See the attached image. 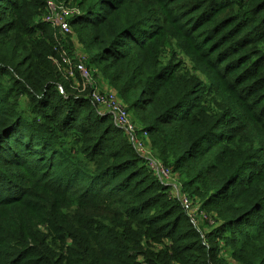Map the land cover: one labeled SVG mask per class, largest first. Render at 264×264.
<instances>
[{
	"label": "trees",
	"instance_id": "trees-1",
	"mask_svg": "<svg viewBox=\"0 0 264 264\" xmlns=\"http://www.w3.org/2000/svg\"><path fill=\"white\" fill-rule=\"evenodd\" d=\"M125 1L77 0L72 32L215 225H192L129 135L67 93L45 0H0L18 48L0 56V264H264V0Z\"/></svg>",
	"mask_w": 264,
	"mask_h": 264
},
{
	"label": "rangeland",
	"instance_id": "rangeland-1",
	"mask_svg": "<svg viewBox=\"0 0 264 264\" xmlns=\"http://www.w3.org/2000/svg\"><path fill=\"white\" fill-rule=\"evenodd\" d=\"M47 1H52L56 5H58V4L64 5L65 4V3L63 4L62 2H60V0H45V2H47ZM138 1L139 0H126L125 4L127 6V3H132V4H134V6L128 5L127 8L128 7L129 8H131V7L135 8ZM149 1L153 2V0H149ZM225 2H226V0H225ZM67 3L68 4H65V5L67 6V8H70L71 10L76 9L75 8L76 4H78L77 0H69ZM184 5H185V1L178 0L172 9L174 12H177L178 10L182 11ZM149 8H152V5L147 6L146 9L148 10ZM235 11L238 12L239 10H237V8L235 7ZM52 13H53L52 11L45 10L44 12H42V15H47V14H52ZM225 14H226V11L221 13V19L225 16ZM159 24H161V23H159ZM163 29H164V33L165 32L169 33L168 30H166L164 27H163ZM56 32L57 31H55V33ZM12 35L13 34L9 35V37L8 36H0V56L5 58L6 62L8 61V59H10L12 57L13 54H18L17 43H15L14 36H12ZM59 36L62 37V42L64 43V46L66 47V53L72 62V66L74 67V66L78 65L79 63L80 64L82 63L83 68H86V72L89 73L88 74L89 77L87 80L86 79H84V80L80 79L77 72H75L74 77L67 76L65 74L66 68L62 64V55L59 51H56L57 53H55V55L51 56L50 58H51L52 62L55 63L56 69L61 70V72H59L61 75V83H62V86H67V93L70 95H79V96H85V95L89 96V95H91L92 92H97V93H100L101 95L111 93L118 99V101H121L116 94L117 92L110 85H108L106 83V81L103 79V77L99 74L97 68L91 62H89V59H88L89 55H88L87 51L84 50V48L80 44L79 37H78L77 33L73 31V34H70L68 36L58 34V37ZM10 38H11V41L8 42L7 40H10ZM172 43H173V45H176L175 48L173 49V51L176 52L177 57L182 58V60H183L182 63H183V65H185L186 69L187 70L190 69L191 72H193L194 70H192V68L196 69V64H194L192 61L190 62L183 55V51H182L183 50V47H182L183 43L181 41L177 42V39H173ZM23 56L24 55L21 54L20 57H17L14 60V63H16L17 61H21L23 59ZM168 60H170V58H168ZM203 82H207V80L204 79ZM254 98L257 100V103H256L257 109L262 107V106L264 107L263 98L261 96L256 95ZM94 107H95V111L98 115L97 116L98 119L104 118V116L102 114L103 111L98 106L94 105ZM131 120H133V117H131ZM133 121H134V123L136 122L135 120H133ZM136 128H137V130H139L140 126L136 125ZM140 140H142L144 150H145L144 152L145 153L147 152L146 154L152 155L153 158L159 159L156 157L154 152H152L150 150L147 137L141 136ZM131 145L133 146L132 142H131ZM135 152H136V150H135ZM183 181H184L183 178L181 176H179L178 174H176V175L172 174L171 180H169L167 182V184L169 185L168 187L170 190L171 197L178 199L177 188L183 187ZM0 184H6V183L2 182ZM195 202H197L196 206H200L198 199H195L194 203ZM198 218H200V217H198ZM196 225H197L196 226L197 229L203 233L206 230L210 231L211 229H213L215 224H214L213 217L211 215L206 214V217L204 219H197ZM230 254H231V252L227 248L222 253V255L224 256L223 257L224 260H228V262L232 263V260H230Z\"/></svg>",
	"mask_w": 264,
	"mask_h": 264
},
{
	"label": "built area",
	"instance_id": "built-area-1",
	"mask_svg": "<svg viewBox=\"0 0 264 264\" xmlns=\"http://www.w3.org/2000/svg\"><path fill=\"white\" fill-rule=\"evenodd\" d=\"M45 10L52 11L53 13L44 15L41 20L44 23L49 24L55 31H57L55 33V39L58 40V34H62L64 36L73 34L69 20L74 16H78V10H71L70 8H67L65 4L56 5L52 1L46 2ZM56 51H59L62 55V64L66 68L65 74L67 76L74 77L75 72H77L80 79H88L89 73L86 72V68H83L82 63H79L73 67L66 50H64L61 45H59V48L58 50L56 49ZM58 70L61 72L60 69ZM58 89L59 92L63 94L62 87H59ZM89 97L91 102L103 111V115L111 116L117 129L120 131L122 130L124 133L129 135L137 155L144 157L148 169L157 177L159 182L164 186H169L167 182L171 180L172 172H170V170L159 159L153 158L152 155L146 154L147 152H144V146L140 138L141 136L145 137V135L142 134L139 135V137L137 136L136 124L133 120H131L130 114L127 111L125 104L121 101H118V99L111 93L101 95L100 93L92 92ZM177 193L181 207L187 213L191 224L197 226V219H204L206 217L204 210H202L200 206H196L197 202L194 203L189 194L184 192L182 188L178 187Z\"/></svg>",
	"mask_w": 264,
	"mask_h": 264
}]
</instances>
